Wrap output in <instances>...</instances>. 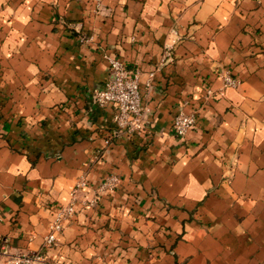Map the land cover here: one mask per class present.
<instances>
[{
    "label": "crops",
    "instance_id": "obj_1",
    "mask_svg": "<svg viewBox=\"0 0 264 264\" xmlns=\"http://www.w3.org/2000/svg\"><path fill=\"white\" fill-rule=\"evenodd\" d=\"M111 60L139 73L131 136L112 138L115 107L93 100ZM181 108L196 123L176 138ZM107 177L115 189L97 193ZM3 249L38 264H264V0H0Z\"/></svg>",
    "mask_w": 264,
    "mask_h": 264
},
{
    "label": "built area",
    "instance_id": "obj_2",
    "mask_svg": "<svg viewBox=\"0 0 264 264\" xmlns=\"http://www.w3.org/2000/svg\"><path fill=\"white\" fill-rule=\"evenodd\" d=\"M98 2V0H95ZM172 55V47L165 48L163 60H168ZM109 74L111 77L93 94L94 103L99 107L106 104H113L115 107V116L113 123L115 130L111 137L119 135L131 136L142 130V121L146 114V109L142 104V94L139 88V73L136 70L128 68L124 64L111 60L109 63ZM223 87H235L238 81L225 71L221 77ZM150 85L147 84V87ZM207 96L212 97V92L207 91ZM196 117L194 113L186 114L182 108L173 119L172 133L176 138H182L188 130L194 127ZM117 185L115 177H107L101 181L97 188V193L112 191ZM86 186L85 178H80L69 194V202L65 206L54 208L53 221L49 226V233L45 239V245L50 246L57 241L61 234L65 221L70 220L74 214V204L76 203L77 192ZM1 255L11 258V263L15 264H36L43 261L40 253H20L8 254L5 249L1 250Z\"/></svg>",
    "mask_w": 264,
    "mask_h": 264
},
{
    "label": "rangeland",
    "instance_id": "obj_3",
    "mask_svg": "<svg viewBox=\"0 0 264 264\" xmlns=\"http://www.w3.org/2000/svg\"><path fill=\"white\" fill-rule=\"evenodd\" d=\"M115 116V115H114ZM114 118V117H113ZM115 130V129H114ZM2 257H0V264H15V263H11L10 261H11V258H10V260H9V258L8 257H5V256H3V255H1ZM36 264H38V263H36Z\"/></svg>",
    "mask_w": 264,
    "mask_h": 264
}]
</instances>
